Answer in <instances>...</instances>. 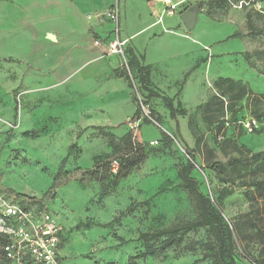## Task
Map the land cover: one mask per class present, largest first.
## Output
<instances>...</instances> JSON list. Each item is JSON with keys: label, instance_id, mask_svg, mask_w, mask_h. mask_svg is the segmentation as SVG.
<instances>
[{"label": "rangeland", "instance_id": "rangeland-1", "mask_svg": "<svg viewBox=\"0 0 264 264\" xmlns=\"http://www.w3.org/2000/svg\"><path fill=\"white\" fill-rule=\"evenodd\" d=\"M108 1L0 0V196L19 205L45 200L62 230L57 264H212L204 259L207 228L154 257L143 255L138 240L141 233L196 220L195 202L177 177L184 155L192 154L191 176L233 229L236 263L264 264V121L253 114H264V0H175L176 12L166 19L169 35L180 45L194 39L190 50L151 42L161 36L150 30L153 16L162 13L153 0ZM114 5L129 38L125 60L108 52L111 34L101 38L110 21L93 16ZM190 8L198 9V21L187 31L179 16ZM57 20L83 40L70 49L71 59L104 69L93 88L69 89L70 99L84 107L67 120L47 113L50 98L33 83L44 74L32 57L57 41L51 34ZM127 50L148 67L143 83L136 70H126L130 82L119 77L130 60ZM145 50L160 64L141 61ZM219 79L237 85L219 90ZM163 98L177 110L174 119ZM95 100L101 104L93 115L87 106ZM107 100L117 106L112 121L104 120ZM140 103L155 123L143 117ZM130 156L143 162L112 185L108 162ZM97 167L100 179L94 180L89 174ZM5 231L0 224L1 237Z\"/></svg>", "mask_w": 264, "mask_h": 264}, {"label": "trees", "instance_id": "trees-1", "mask_svg": "<svg viewBox=\"0 0 264 264\" xmlns=\"http://www.w3.org/2000/svg\"><path fill=\"white\" fill-rule=\"evenodd\" d=\"M250 2L251 0L242 1V3ZM259 4L260 9L263 8L262 2H256ZM128 56L130 60L127 62V68L123 67L122 73L119 77H124L126 81H131L130 77L127 75L126 70L129 72L136 70V74L140 82L143 83L144 76L147 75L148 67L141 66L133 54L132 50H127ZM139 59L143 61V56H139ZM216 87L220 90L219 86L229 85L235 86L237 84L233 83L231 80H223L219 79L215 84ZM130 87L132 84L130 83ZM240 87V86H239ZM148 91V96L156 97V94ZM223 92L218 96L219 99L223 97ZM217 97V98H218ZM166 108L169 111L170 118L174 119L177 114V110L172 105V102L168 98H163ZM138 110L136 111V114ZM183 114V112H179ZM254 116L261 121H264V114H260V116H256V113H253ZM129 139V137H127ZM191 153V152H189ZM184 155V154H183ZM188 156V157H186ZM185 157V165H183L177 172V177L181 181V188L185 190L194 200L197 210V217L194 222L185 223L182 225H175L167 229L163 230H155L153 232L141 233L138 237L143 244L144 248V256L154 257L156 254L165 253L166 251L172 248H178L182 242L185 234L189 232H193L199 229L207 228L211 239L204 246L210 254H206L204 259H210L212 264H237L234 258V242H233V229L227 223L224 222L223 217L220 212L216 210L213 206L211 199L204 194L199 187L198 180L191 176L195 167L192 162V154L184 155ZM118 162V161H117ZM143 159L137 158L135 156H130L128 158H124L118 162V170L116 174L111 175L112 185H115L120 180L125 179L128 175L141 163ZM221 164L217 163L214 167L211 168L212 171L216 172L215 167H220ZM109 174L110 172V162L107 164V170ZM90 178L94 180H99V167L96 168L95 172H91L89 174ZM236 232L239 231V226L235 227ZM240 232V231H239ZM7 243V237L0 236V264H12L9 260H7L3 254L2 248Z\"/></svg>", "mask_w": 264, "mask_h": 264}, {"label": "built area", "instance_id": "built-area-1", "mask_svg": "<svg viewBox=\"0 0 264 264\" xmlns=\"http://www.w3.org/2000/svg\"><path fill=\"white\" fill-rule=\"evenodd\" d=\"M164 9L161 15H155L157 24L162 22L163 16H173L178 7V2L173 0H159ZM259 8V4H257ZM95 19L105 16L112 24V41L108 45V52L117 54L125 60L127 40L121 37L120 14L117 5L108 11L93 15ZM91 17V15H88ZM95 46L99 42L95 41ZM127 68V63L125 64ZM139 109L143 117L151 123V113L142 103ZM137 122L135 121L134 124ZM255 122H247L246 127L251 129ZM185 154V153H184ZM186 155V154H185ZM188 157V156H186ZM118 162H110V172L116 174ZM0 224L6 229L7 243L2 251L7 260L12 264H57L60 244L61 227L48 212L45 200H28L19 205L15 197L4 198L0 196Z\"/></svg>", "mask_w": 264, "mask_h": 264}, {"label": "crops", "instance_id": "crops-1", "mask_svg": "<svg viewBox=\"0 0 264 264\" xmlns=\"http://www.w3.org/2000/svg\"><path fill=\"white\" fill-rule=\"evenodd\" d=\"M106 1V0H104ZM108 1V0H107ZM174 2H177L173 0ZM109 3V1H108ZM107 3V4H108ZM153 3H156L161 7V11L164 9V5L159 0H153ZM143 7V5H142ZM111 8V7H110ZM143 15H147V11L144 10ZM174 16V15H173ZM171 16V17H173ZM169 16H163L162 22L157 24L155 21V17L153 16L154 22L153 27L150 29L151 33H161V36L158 38V40L151 41L153 43L155 42H167L169 45H178L179 48L183 47L185 50L195 49V44L197 42L194 39H191L187 37V41L185 40L182 45L178 44L171 35H169L168 28L171 27L170 23L166 22V19ZM60 22V23H59ZM96 24H99L96 21H93ZM109 28L106 30H103V36L101 38L110 37V34L112 36V24L108 21H104ZM54 26L56 31H51V34L54 35V37L57 38V41L55 42H47L44 44V47L42 50H37V55L32 58L34 59L35 66L40 72L44 74L43 81L39 78L38 80H35L36 83L35 88L36 89H44V94L47 96V98H50V104L51 107L48 109V112L50 115H52L54 118L67 120L69 119V114L71 113L74 118L77 117L78 112L83 109V105L78 101H74L70 99L69 96V89H73L75 87H79L81 89H85V87L88 89L93 88V85L96 82V79L100 75V72H104V69L101 68V70H98V68H93L92 66L82 67L83 65H77L75 61H73L70 57V49L77 48V45L79 42H82L81 36H75L73 34H70L68 32V27H63L64 22L63 20L60 21H54ZM100 23H103L100 22ZM120 26H121V37L122 39H125L129 42V38H127L123 33L122 23L120 20ZM157 28V29H156ZM46 32H48L46 30ZM76 37V38H75ZM75 38V39H74ZM157 38V37H156ZM148 40V38H146ZM146 40V43L148 42ZM150 43V42H149ZM148 43V44H149ZM148 45L146 46L147 49ZM178 48V49H179ZM137 49V48H136ZM139 52V51H138ZM177 52V50H176ZM176 52L172 53L171 56H173ZM140 53V52H139ZM143 56V60H145L146 64L149 65H159L158 61H150L148 60L146 50L141 52ZM114 60V59H112ZM116 83V82H115ZM90 88V89H91ZM107 103H105L107 106L104 108L106 110V114L104 116L105 121H112L117 118V109L115 105V101L107 100ZM100 100H95L89 103L87 108L89 109L91 106L93 107L92 114L94 115V109L100 110ZM91 105V106H90ZM98 121L102 120L100 116L97 118ZM57 223V222H56ZM60 225L59 223H57ZM62 239V233L60 236V242ZM60 246V244H59ZM60 256V252L58 251V258Z\"/></svg>", "mask_w": 264, "mask_h": 264}, {"label": "water", "instance_id": "water-1", "mask_svg": "<svg viewBox=\"0 0 264 264\" xmlns=\"http://www.w3.org/2000/svg\"><path fill=\"white\" fill-rule=\"evenodd\" d=\"M180 21L187 31H192L198 21V9L190 8L179 16Z\"/></svg>", "mask_w": 264, "mask_h": 264}]
</instances>
